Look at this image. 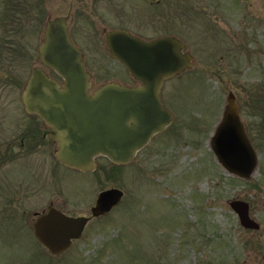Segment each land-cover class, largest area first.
<instances>
[{
	"label": "rangeland",
	"instance_id": "obj_1",
	"mask_svg": "<svg viewBox=\"0 0 264 264\" xmlns=\"http://www.w3.org/2000/svg\"><path fill=\"white\" fill-rule=\"evenodd\" d=\"M71 2L77 5L73 0H0V81L22 82L28 76L39 63L45 20L66 14ZM134 2L146 6L143 0ZM169 4L150 5L146 18L166 22L194 57L191 67L169 78L181 85L177 138L126 163L99 155L94 186L90 173L67 170L71 189L67 183L65 188L78 197L66 205L72 212H89L95 195L79 198L102 188L117 186L122 198L57 254L27 225L7 227L0 264H264V0ZM161 11L167 13L163 18L157 15ZM146 32H153L152 24ZM230 89L257 155L247 178L228 171L209 143ZM234 197L248 200L259 228L240 223L229 204Z\"/></svg>",
	"mask_w": 264,
	"mask_h": 264
},
{
	"label": "water",
	"instance_id": "obj_2",
	"mask_svg": "<svg viewBox=\"0 0 264 264\" xmlns=\"http://www.w3.org/2000/svg\"><path fill=\"white\" fill-rule=\"evenodd\" d=\"M106 42L110 52L144 81L143 86L107 81L89 92L90 73L70 38L66 15L60 14L44 22L37 45L41 65L33 66L22 92L26 109L38 113L51 126L59 160L83 170L94 168L99 155L113 163L132 160L171 118L158 96L162 80L193 65L192 53L173 34L143 39L116 29L107 32ZM43 66L54 69L62 80L48 75ZM209 143L228 171L249 177L257 155L231 89ZM122 195L117 186L103 188L91 215L108 212ZM229 204L244 227L259 228L250 215L248 200L234 197ZM87 220V216H72L51 207L34 221V234L49 252L57 254L70 245L72 237L80 236Z\"/></svg>",
	"mask_w": 264,
	"mask_h": 264
},
{
	"label": "flooded vegetation",
	"instance_id": "obj_3",
	"mask_svg": "<svg viewBox=\"0 0 264 264\" xmlns=\"http://www.w3.org/2000/svg\"><path fill=\"white\" fill-rule=\"evenodd\" d=\"M73 1H77V5L73 7L71 2L69 10L63 15L67 17L70 38L80 49L85 67L90 73L89 92H93L107 81H116L132 87L143 86L144 81L110 52L106 42L107 32L125 29L143 39H152L165 34L177 36L169 31L166 22L147 20L146 16H150L151 13L150 5L157 4L159 0H143L146 6L135 4L134 0ZM178 1L180 8L181 0ZM166 3H172V0H166ZM157 15L163 18L167 13L161 11ZM151 24L153 32L147 34L146 28ZM37 53L39 63L33 66L41 65L38 49ZM102 54L111 60L110 65L105 64ZM43 67L48 75L59 81L62 80L54 69L48 66ZM30 73L22 82L0 81V245L5 240L7 227L17 229L22 225H27L34 234V221L51 207L68 215L88 217L80 236L71 238V245L81 237L88 222L101 214L91 215V207L96 201L98 192L88 198H79L86 201L95 195L94 202L89 204V212H72L66 207L70 205V199L78 198L70 196L65 188L64 183L68 184L66 173L67 170L90 173L94 177L91 186H94L98 181V156L95 158L94 168L86 170L59 160L56 155L58 143L51 135V126L38 113L27 110L24 105L22 92ZM172 76L162 80L158 91L160 101L171 114V118L162 130L155 132L136 151L134 158L130 161H135L138 153L144 150L147 151L146 154L156 151L166 139L170 142L174 141L182 128V113L179 105L181 103L178 97L181 85L180 81H171L169 78ZM6 85L7 87L14 85L20 90L18 93L14 90L8 92ZM67 187L71 189L69 184ZM79 199L73 201L71 205L80 201ZM34 236L39 243L45 246L35 234Z\"/></svg>",
	"mask_w": 264,
	"mask_h": 264
},
{
	"label": "trees",
	"instance_id": "obj_4",
	"mask_svg": "<svg viewBox=\"0 0 264 264\" xmlns=\"http://www.w3.org/2000/svg\"><path fill=\"white\" fill-rule=\"evenodd\" d=\"M262 122V121H261Z\"/></svg>",
	"mask_w": 264,
	"mask_h": 264
}]
</instances>
